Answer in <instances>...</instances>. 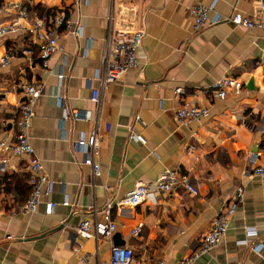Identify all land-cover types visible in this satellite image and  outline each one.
Returning a JSON list of instances; mask_svg holds the SVG:
<instances>
[{"label":"crops","instance_id":"1","mask_svg":"<svg viewBox=\"0 0 264 264\" xmlns=\"http://www.w3.org/2000/svg\"><path fill=\"white\" fill-rule=\"evenodd\" d=\"M257 1L0 0V25L13 18L9 5L16 3L32 18H42L62 48L45 71L39 44L26 32L0 36V61L11 56L8 65L0 62V141L15 135L20 85H41L29 136L52 184L33 214L20 213L31 192L29 163L0 153V264H79V256L95 253V242L76 233L92 209L102 222L108 201L122 199L135 183L153 181L165 169L187 175L195 195L179 190L113 211L111 239L99 234L100 263L108 261L111 244L131 248L134 264L181 261L198 248L242 187L243 202L230 217L223 243L194 264H264V176L253 175L264 164V29L221 23L194 33L188 14L202 3L222 15L235 10L253 17ZM56 15L68 19L73 31L79 28L80 36L53 26ZM109 16L115 29L141 31L143 38L139 66L104 94L100 176L93 184L89 167L81 164L83 154L73 148L82 135L88 136L92 123L62 125L61 118L65 111L95 110L89 97L98 83L91 79L104 51ZM26 49L32 52L29 57L22 56ZM224 77L239 80L243 90L219 101L208 91ZM178 88L185 95L175 97ZM183 101L207 108L208 116L177 124L174 110ZM131 133L142 135L146 144L131 140ZM138 225L141 239L130 235ZM245 228L255 229L256 237L250 245H237ZM257 244L262 247L254 251Z\"/></svg>","mask_w":264,"mask_h":264},{"label":"built area","instance_id":"2","mask_svg":"<svg viewBox=\"0 0 264 264\" xmlns=\"http://www.w3.org/2000/svg\"><path fill=\"white\" fill-rule=\"evenodd\" d=\"M9 10L13 11V18L6 24L0 25V36L14 34L19 31L26 32L30 39L37 41L39 46L38 59L40 67L48 71L49 62L55 53L62 52L61 46L57 42V36L52 32L51 27L46 28L42 18H32L30 12L16 3L9 5ZM192 19L194 33L203 29L214 27L221 23H230L234 27H240L247 31L264 29V0L257 1V9L253 17L244 16L233 10L228 15H222L215 11L213 5L197 3L188 11ZM52 25L64 27L67 31H73L71 22L62 15L53 18ZM76 36H80L79 28L73 31ZM143 32L130 31L126 29H115L112 18L109 16V25L105 38L104 51L94 72L92 81L98 83L97 88L90 90V102L94 105L93 114L87 110L66 111L61 118V124L67 121L91 122L92 129L88 136L82 135L73 144V148L83 154L82 165L89 167L90 177L94 180L100 176V135L103 130L102 113L104 107L103 97L108 87L113 83L122 81L123 77L131 70L139 66L138 50L141 46ZM22 56L29 57L32 52L29 49L23 50ZM11 56L6 55L1 59L2 65H8ZM62 74L57 75L59 82L63 80ZM22 93L21 102L18 105V112L15 119V135L12 140L0 141V153L15 159L24 158L29 163L28 184L31 192L27 202L21 206L20 213L33 214L42 197L48 196L52 191V184L48 181L43 172L41 163L36 156L35 150L30 143L29 129L31 121L35 115V102L42 92L41 85L37 83H23L20 85ZM243 90L242 83L234 78L224 77L214 82L209 89V93L214 99L224 100L228 95L240 94ZM262 96L264 97V77ZM175 97L185 95V90L178 88L174 90ZM209 110L197 106L187 101H183L174 110V119L179 125H188L198 122L208 116ZM130 139L145 145L146 141L140 134L131 133ZM255 177L264 176V164L254 169ZM179 190H184L191 195H195L196 190L187 175H182L178 170L165 169L153 181H139L122 198L117 201H108L102 213V222L97 221V214L92 209L91 214L86 217L76 228V233L83 240L92 239L95 242V253L83 254L78 257L79 264H89L93 258L99 262L98 242L99 234L103 238L110 240L116 229V224L112 219V212L119 211L123 207H136L159 198L161 195H171ZM244 199V190L238 187L235 192L234 202L224 208L211 223L208 233L204 236L198 248L188 257L183 258L175 264H194L199 258L209 254L219 247L226 236L229 227L230 217L236 212ZM63 205H68L65 201ZM49 209L54 205L49 204ZM142 226L138 225L130 231L134 238L141 239ZM255 229H244V238L237 242V245H250L252 238L256 237ZM262 245L254 246V251H259ZM103 264H134V253L129 247L113 246L109 250V258ZM148 264H167L163 260H157Z\"/></svg>","mask_w":264,"mask_h":264},{"label":"trees","instance_id":"3","mask_svg":"<svg viewBox=\"0 0 264 264\" xmlns=\"http://www.w3.org/2000/svg\"><path fill=\"white\" fill-rule=\"evenodd\" d=\"M37 11H39V10H37ZM40 12H41V11H39V12H36V13L40 15V14H42V13H40ZM48 14H49V13H48Z\"/></svg>","mask_w":264,"mask_h":264},{"label":"water","instance_id":"4","mask_svg":"<svg viewBox=\"0 0 264 264\" xmlns=\"http://www.w3.org/2000/svg\"><path fill=\"white\" fill-rule=\"evenodd\" d=\"M115 246H118V245H115Z\"/></svg>","mask_w":264,"mask_h":264}]
</instances>
